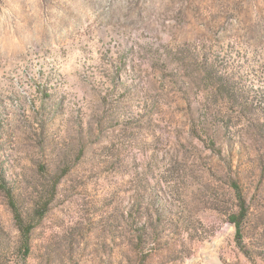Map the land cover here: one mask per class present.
<instances>
[{
	"label": "rangeland",
	"instance_id": "1",
	"mask_svg": "<svg viewBox=\"0 0 264 264\" xmlns=\"http://www.w3.org/2000/svg\"><path fill=\"white\" fill-rule=\"evenodd\" d=\"M0 167V264H264V0H0Z\"/></svg>",
	"mask_w": 264,
	"mask_h": 264
},
{
	"label": "trees",
	"instance_id": "2",
	"mask_svg": "<svg viewBox=\"0 0 264 264\" xmlns=\"http://www.w3.org/2000/svg\"><path fill=\"white\" fill-rule=\"evenodd\" d=\"M0 187L1 189L5 192L6 197L8 199V204L10 206V209L13 213L14 216V220H15V224L16 227L18 229V231L20 232L21 235V249L22 251H24V255H28L30 253V244H31V234L33 232V230L35 229L37 222H28L19 207L18 201L14 196V193L12 192V190L9 188L6 179L3 176L1 167H0ZM234 189L236 191V196L237 199L239 201V206L241 207V212L235 216H232L230 218V221L232 224H234V226L237 229V236L240 239L241 238V228L243 225V220L245 218V209H247V207L245 206V201L243 200V194H242V190L241 187L237 184L234 183ZM47 207V206H46ZM46 207H43V211L46 210ZM44 214H37L35 219L41 220L43 218ZM140 233V240L142 239V236L144 234V232L141 230L139 231ZM142 242L140 241V246H141ZM26 257V256H24Z\"/></svg>",
	"mask_w": 264,
	"mask_h": 264
}]
</instances>
